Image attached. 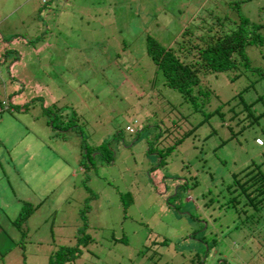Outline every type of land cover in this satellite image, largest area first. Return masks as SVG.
<instances>
[{"label": "rangeland", "instance_id": "rangeland-1", "mask_svg": "<svg viewBox=\"0 0 264 264\" xmlns=\"http://www.w3.org/2000/svg\"><path fill=\"white\" fill-rule=\"evenodd\" d=\"M201 9L264 21V0H0V99L18 105L0 111V264H47L60 245L80 249L66 264L248 259L227 221L214 227L226 241L201 249L195 218L208 172L264 170V76L206 74L212 96L191 111L144 48L146 34L171 44ZM246 50L264 72V56ZM43 107L69 126L52 128ZM23 202L33 209L18 229Z\"/></svg>", "mask_w": 264, "mask_h": 264}, {"label": "trees", "instance_id": "trees-1", "mask_svg": "<svg viewBox=\"0 0 264 264\" xmlns=\"http://www.w3.org/2000/svg\"><path fill=\"white\" fill-rule=\"evenodd\" d=\"M247 47H252L260 56H264V21H252L240 13L231 17L227 14L215 13L213 9H201L194 13L178 29L171 44L162 45L150 35L144 36L145 53L153 63L155 71L160 75L161 83L176 90L191 111H201L204 103H207L212 96L208 86L202 84V78L206 74L225 72L230 80L236 79L244 71L256 74V78L264 76L260 67L250 63ZM3 54L5 53H0V62ZM246 86L245 84L242 88ZM15 92L16 90H13L10 93ZM240 92L241 89L237 93ZM9 95H3L4 99H0L1 109L18 106L5 99ZM239 101L241 108L249 109L250 104ZM4 103L6 108H2ZM218 107L208 111L204 117L212 113H220ZM42 111L46 112V123L49 122L52 128L65 129L69 126V123L54 124L55 119H61V115L56 117L55 112H51L47 107H43ZM259 114L253 116L250 113L251 118ZM70 118L73 119V115ZM84 150L86 154L92 151L86 147ZM160 159L158 165L152 170L163 164ZM211 176L208 172L206 178L213 190L209 191L208 188L199 193L201 197L206 198L200 203L201 217L195 218L201 228L199 230L201 235L198 236L201 249L204 247L208 252L209 249L217 247L219 241L226 236L228 229L216 234L214 227L217 228L218 222L222 224L227 221L232 227L230 229L239 232V236L250 239L254 248H252L254 253L252 252L251 255L259 253L256 249L258 246L264 253V170H261L257 164L246 163L229 171L228 176L221 175L220 178L215 179ZM195 184L190 188L194 189ZM31 209H33L31 204L23 202L21 209L12 219L16 228L21 227ZM209 231L211 235H208ZM81 240L84 239L81 238ZM79 254L80 249L77 245H60L51 251L47 264H66ZM250 258L249 255L247 264H251ZM216 264L227 263L224 259H220Z\"/></svg>", "mask_w": 264, "mask_h": 264}, {"label": "crops", "instance_id": "crops-1", "mask_svg": "<svg viewBox=\"0 0 264 264\" xmlns=\"http://www.w3.org/2000/svg\"><path fill=\"white\" fill-rule=\"evenodd\" d=\"M16 54H17V51H16ZM7 101H9L7 98H5ZM14 107V106H13ZM2 108H6V107H2ZM2 110H4V109H1L0 108V111H2ZM5 110H8V111H11L12 110V106L11 107H7V109H5ZM1 113V112H0ZM244 246H246V248H247V246H250L251 247V249H250V251L248 252V253H250V256H251V258H250V261H251V264H264V259H263V261H261V260H257L258 259V257L257 258H253V256L254 255H251L252 254V252L254 253V250L252 249V247H253V245L249 242V240H246L245 242H244ZM247 253V254H248ZM249 255V254H248ZM262 258H264V257H262Z\"/></svg>", "mask_w": 264, "mask_h": 264}, {"label": "clouds", "instance_id": "clouds-1", "mask_svg": "<svg viewBox=\"0 0 264 264\" xmlns=\"http://www.w3.org/2000/svg\"><path fill=\"white\" fill-rule=\"evenodd\" d=\"M0 53H2V52H0ZM3 107H6V105H5V103L2 105ZM126 126H128V125H126ZM125 126V127H126ZM130 127V126H129ZM126 129V128H125ZM127 130V129H126ZM128 131V130H127ZM132 131V129L130 130V132ZM256 139H258L257 137H255L254 138V142L256 143V144H260L261 143V140H260V143H258L257 141H256ZM242 239H243V241L245 242L246 240H248V238L247 239H245V237H241ZM249 242H250V239H249ZM244 245H243V249H244ZM247 248H251L250 246H247ZM215 252H216V250H215ZM258 255V254H257ZM249 256V255H248ZM260 257H261V255H260ZM248 259H249V257H248ZM248 259L245 261V262H243V264H247L248 262Z\"/></svg>", "mask_w": 264, "mask_h": 264}, {"label": "built area", "instance_id": "built-area-1", "mask_svg": "<svg viewBox=\"0 0 264 264\" xmlns=\"http://www.w3.org/2000/svg\"><path fill=\"white\" fill-rule=\"evenodd\" d=\"M125 128H126L128 131L131 130V128H130L129 126H126ZM256 141H257L258 143H260V140H259V139H256Z\"/></svg>", "mask_w": 264, "mask_h": 264}]
</instances>
